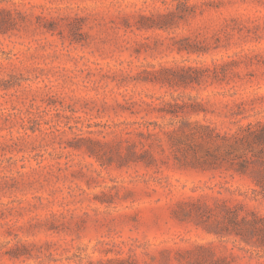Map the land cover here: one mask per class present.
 Segmentation results:
<instances>
[{
    "label": "rangeland",
    "instance_id": "1",
    "mask_svg": "<svg viewBox=\"0 0 264 264\" xmlns=\"http://www.w3.org/2000/svg\"><path fill=\"white\" fill-rule=\"evenodd\" d=\"M263 133L264 0H0V264H264Z\"/></svg>",
    "mask_w": 264,
    "mask_h": 264
},
{
    "label": "trees",
    "instance_id": "2",
    "mask_svg": "<svg viewBox=\"0 0 264 264\" xmlns=\"http://www.w3.org/2000/svg\"><path fill=\"white\" fill-rule=\"evenodd\" d=\"M249 126H251V125H249ZM247 131L250 132L251 128H249ZM255 133H256V131H252L249 134H244L240 131V132H237L236 134L231 135L230 137L224 136V137H222L221 140H223L224 144H226V147H228V148L231 147L232 144L244 145L245 142H247L249 137H251L252 135H254L255 137H258L260 135V134H255ZM261 136L264 137V133L261 134ZM227 155L232 156V153L230 152V150L227 151ZM243 155H245V153H243ZM218 159H216V160H218ZM207 162H208V160L205 161V163H207ZM240 166H241V171H245L247 168V165H244V164H241Z\"/></svg>",
    "mask_w": 264,
    "mask_h": 264
}]
</instances>
